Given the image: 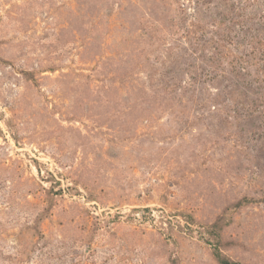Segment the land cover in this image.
Instances as JSON below:
<instances>
[{
  "label": "rangeland",
  "instance_id": "1",
  "mask_svg": "<svg viewBox=\"0 0 264 264\" xmlns=\"http://www.w3.org/2000/svg\"><path fill=\"white\" fill-rule=\"evenodd\" d=\"M264 264V0H0V264Z\"/></svg>",
  "mask_w": 264,
  "mask_h": 264
},
{
  "label": "trees",
  "instance_id": "2",
  "mask_svg": "<svg viewBox=\"0 0 264 264\" xmlns=\"http://www.w3.org/2000/svg\"><path fill=\"white\" fill-rule=\"evenodd\" d=\"M220 263L221 264H239L237 262L231 261V260L226 259V258L220 259Z\"/></svg>",
  "mask_w": 264,
  "mask_h": 264
}]
</instances>
